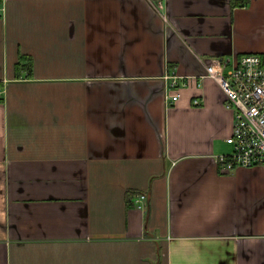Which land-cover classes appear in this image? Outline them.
<instances>
[{
	"label": "crops",
	"instance_id": "0c3cea01",
	"mask_svg": "<svg viewBox=\"0 0 264 264\" xmlns=\"http://www.w3.org/2000/svg\"><path fill=\"white\" fill-rule=\"evenodd\" d=\"M0 6V264H264V166L223 170L203 77L264 55V0Z\"/></svg>",
	"mask_w": 264,
	"mask_h": 264
},
{
	"label": "built area",
	"instance_id": "2783aa9c",
	"mask_svg": "<svg viewBox=\"0 0 264 264\" xmlns=\"http://www.w3.org/2000/svg\"><path fill=\"white\" fill-rule=\"evenodd\" d=\"M4 7L0 6V16ZM220 81L226 94V107L234 110L235 118L232 134L227 138L232 152L217 157L223 170L230 171L236 166H264V55L244 54L236 61L213 58L207 63V73L203 76ZM178 84L172 82V87ZM5 87L0 86V98ZM180 93L169 95L177 101ZM194 104H202L195 99ZM147 201L146 193H139L134 205L141 208Z\"/></svg>",
	"mask_w": 264,
	"mask_h": 264
},
{
	"label": "trees",
	"instance_id": "16d2710c",
	"mask_svg": "<svg viewBox=\"0 0 264 264\" xmlns=\"http://www.w3.org/2000/svg\"><path fill=\"white\" fill-rule=\"evenodd\" d=\"M2 1L3 0H0V4H2ZM244 1L245 0H242L241 2H239V1L233 0V4H235V5H243L244 4Z\"/></svg>",
	"mask_w": 264,
	"mask_h": 264
},
{
	"label": "bare ground",
	"instance_id": "6f19581e",
	"mask_svg": "<svg viewBox=\"0 0 264 264\" xmlns=\"http://www.w3.org/2000/svg\"><path fill=\"white\" fill-rule=\"evenodd\" d=\"M247 54H251V53H247ZM170 77L173 78L172 81L177 80V78H178V76H174V75L173 76H170ZM221 155H223V154H220L217 157H220Z\"/></svg>",
	"mask_w": 264,
	"mask_h": 264
}]
</instances>
